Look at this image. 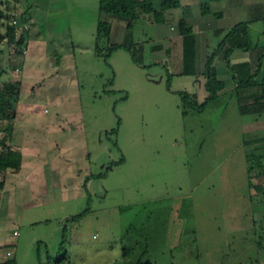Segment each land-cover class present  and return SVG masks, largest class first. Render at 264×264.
Instances as JSON below:
<instances>
[{"label": "rangeland", "instance_id": "obj_1", "mask_svg": "<svg viewBox=\"0 0 264 264\" xmlns=\"http://www.w3.org/2000/svg\"><path fill=\"white\" fill-rule=\"evenodd\" d=\"M19 2L12 5L14 12ZM99 2L67 0L76 76L37 94L30 85L40 77L31 76L23 92L36 104L19 111L21 92L7 105L27 122L26 143L33 148L52 143L43 134L49 128L59 132L60 119L63 129L81 131L68 142L74 165L55 164L52 171L46 165L48 172L42 168L36 179L10 186L11 196L26 203L20 256L26 253L27 264H60L63 254L70 264H127L140 258L156 264H263L264 215L255 216L262 197L254 189L256 197L249 199L247 158L237 147L216 151L221 141L215 134L223 132L210 112L183 117L161 60L148 65L142 53L136 61L125 48L109 59L97 54ZM8 6L0 0V11L6 13ZM6 22L0 15V36ZM134 30L143 39L155 35L154 25L144 20ZM14 44L0 43L7 80L21 78ZM49 155L55 152L44 151L45 158ZM87 209L80 221L71 219Z\"/></svg>", "mask_w": 264, "mask_h": 264}, {"label": "crops", "instance_id": "obj_2", "mask_svg": "<svg viewBox=\"0 0 264 264\" xmlns=\"http://www.w3.org/2000/svg\"><path fill=\"white\" fill-rule=\"evenodd\" d=\"M152 1L156 9L163 10L165 21L157 22L153 13L140 9L135 28L139 21L144 20L154 25L155 35L143 39L141 34L134 30L133 42L148 61V65L152 63L151 60L162 61L163 78L167 76L171 80L172 87L168 88L169 91L180 96L181 111V91L196 94L201 104L207 102L204 110L196 113L210 112L211 122L222 126L223 134H215V139L221 141L219 145L216 144V151L222 148L233 150L237 147L245 158L251 153L259 157L257 163L261 175L250 179L248 196L253 201L256 197L253 190L258 188L257 194L262 197V201L261 209L255 216L264 215V0H179L177 7L173 6L172 0ZM69 13L67 0H34L31 16L33 26L28 47L17 68L21 71L22 98L24 97V101L20 102L22 108L19 107V111L36 104L33 99L31 102L30 99L26 100L23 92L31 76L40 77L30 85L31 89L36 86V94L43 87L67 82V77L76 76V49ZM182 19L187 21L192 32H182ZM101 20L111 22L112 42L126 41L129 31L126 20L101 13L99 10L97 22ZM237 24L247 25L246 34L239 32L229 38L232 27ZM236 42L242 45L233 47ZM215 52L217 55L214 66L218 79L223 82V88L217 97L209 100L205 70L209 55ZM12 74L14 77L15 73ZM182 115L187 118L190 113L184 115L182 112ZM11 122L14 131L12 136L7 137V144L21 151L22 165L19 172L10 168L0 174V179L5 180L4 188L0 190V241L4 244L0 250V264H27L26 253L20 256L19 248L23 240L25 242L19 224L24 223L25 211L21 210V206L26 203L17 196H11L10 186H23L33 177L36 179V174L42 168L43 172H48L46 165L50 167V171L55 164L72 166L73 145L68 142L74 140L71 137L80 138L77 132L81 131L71 127L63 129L60 119L58 128L60 131L63 129L62 134L49 128L51 131L43 135L47 138L49 136L52 143L47 148H33L26 143L27 138L31 137L29 133H25L26 128H23L27 122L20 120L16 115ZM46 125L50 126L48 123ZM232 129L242 135V138L234 135ZM0 133L3 138L6 136V132ZM245 134H251L250 138L247 139ZM49 149L55 152V156L49 155L50 157L45 158L44 151L48 153ZM86 157L88 158L89 154H86ZM14 178L16 182H11ZM49 182L52 183L51 180ZM16 229L20 231V235L14 239L12 237ZM10 247L14 250L13 256L7 254ZM263 251L264 249L261 253L264 254ZM262 256L264 258V255Z\"/></svg>", "mask_w": 264, "mask_h": 264}, {"label": "trees", "instance_id": "obj_3", "mask_svg": "<svg viewBox=\"0 0 264 264\" xmlns=\"http://www.w3.org/2000/svg\"><path fill=\"white\" fill-rule=\"evenodd\" d=\"M8 3V10L6 13L0 11V15L7 18V30L5 35L0 36V43L3 40H6L8 43H15L16 50L15 55L23 58L25 56V51L28 47V39L30 35V30L33 26L31 23L32 16V4L23 3V12L21 14L22 21L29 25V29L24 30L21 35H19L18 28L14 25V11L12 10L13 6L17 3L18 0H6ZM173 6H179V0H172ZM16 7V6H14ZM142 9L147 13H153L157 22L165 21L163 10H158L155 8L152 0H100L99 10L101 13L111 15L124 19L128 22V36L127 40L124 43H114L112 42V24L109 21L101 20L98 23V28L95 34L96 44L95 49L98 55L104 56L106 59H109L111 55L122 48L128 49L131 51L132 57L137 61L138 53L140 50L137 48L135 43L132 41L131 34L133 33V27L138 17L139 10ZM180 27L184 34L192 32L191 27L188 25L185 19H182L180 22ZM239 32H247L246 24H237L232 27L229 38L233 35L238 34ZM232 35V36H231ZM6 38V39H5ZM232 39V38H231ZM241 43H234L233 47L241 46ZM3 49L0 47V58ZM217 52L212 53L208 57L207 66L205 74L207 75V87L210 92V98L214 99L217 97L219 91L223 88V82L218 79L217 69L214 66V60L216 58ZM15 56V57H16ZM229 59V58H228ZM8 72V69L4 67L0 62V123L5 121V124H0V131L6 132V136L0 140V174L6 172L8 169H13L15 172L21 170L22 165V153L20 150L13 148L7 144V137L12 136L14 131V125L11 120L15 117V113H11L7 108L9 105V99L12 97H19L22 92L23 82L21 79H4V74ZM168 88L171 89V80L167 81ZM181 95V108L184 115L189 114L192 111H203L207 105L206 103H199L197 95L191 94L185 91L179 92ZM208 100V101H209ZM254 153L247 155V162L249 166V175L250 178L257 177L261 175V172L258 171V161ZM98 176H104V174H99ZM5 186V180L0 179V190ZM86 186V183H85ZM258 189V188H257ZM88 190V189H87ZM90 209L85 210L82 213L74 215L71 219L75 222L80 221L84 218ZM67 236V227L64 228V237ZM63 242V246H64ZM60 264H70V259L67 254H63L62 257L57 260ZM127 264H156L152 260H143L140 258L137 261H130Z\"/></svg>", "mask_w": 264, "mask_h": 264}, {"label": "built area", "instance_id": "obj_4", "mask_svg": "<svg viewBox=\"0 0 264 264\" xmlns=\"http://www.w3.org/2000/svg\"><path fill=\"white\" fill-rule=\"evenodd\" d=\"M19 1H20L19 4H17L18 9L16 10V12H14L15 17H14L13 23L18 28V30L22 33L24 30L29 29V25L25 24L22 21V18H21L22 12L20 14L18 12V10L22 11V8H23V4H22L21 0H19ZM19 235H20V231L18 229H16L13 232V237L12 238L16 239V238L19 237ZM3 245L4 244L0 241V250H1ZM7 254H8V256H13L14 255V250H13L12 247L8 248Z\"/></svg>", "mask_w": 264, "mask_h": 264}]
</instances>
